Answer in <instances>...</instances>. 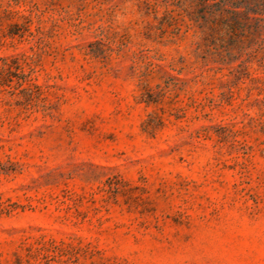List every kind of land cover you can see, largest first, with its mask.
<instances>
[{
	"label": "rangeland",
	"instance_id": "374dc122",
	"mask_svg": "<svg viewBox=\"0 0 264 264\" xmlns=\"http://www.w3.org/2000/svg\"><path fill=\"white\" fill-rule=\"evenodd\" d=\"M0 264H264V0H0Z\"/></svg>",
	"mask_w": 264,
	"mask_h": 264
}]
</instances>
